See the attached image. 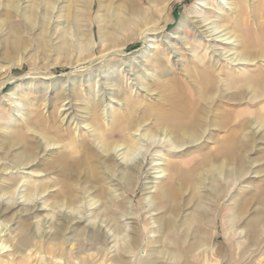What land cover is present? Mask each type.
Segmentation results:
<instances>
[{
    "label": "rangeland",
    "instance_id": "1",
    "mask_svg": "<svg viewBox=\"0 0 264 264\" xmlns=\"http://www.w3.org/2000/svg\"><path fill=\"white\" fill-rule=\"evenodd\" d=\"M88 1V6L81 5L80 8L84 7L90 15L86 16V20L78 22L76 0H46L36 6L35 23L31 26L22 12L20 17L10 20L7 9L3 6L6 1L0 0V197L7 193L4 199L8 197L7 200H10L9 195L16 192L15 197L20 202L28 199L36 204L33 215L25 213L23 206L7 216L0 215V264H264L263 136L258 137L250 150L245 152L246 164L247 167L250 164V168L248 167L246 175L237 176L235 186L232 185L233 178L223 175L224 197L220 198L215 192L211 176L206 177L205 186L201 188L183 187L179 218L177 217L173 228L159 220L171 217L168 209L164 207V199L158 193L147 195L144 191L147 183L155 181V170L149 164L158 151L164 157V165H178L181 169L193 168L203 161L205 155L211 156L219 151L221 139L227 135L226 132L214 133V138L203 148H192L174 156L167 149H153L147 157L138 182L118 191L109 189V184L105 185L109 195H114L109 202L93 193L91 187L97 184L83 182L84 177L77 175L78 183L74 186V195H79L85 187L90 191L67 211L75 212L80 220L69 224L68 229L57 239L40 237L42 235L39 231L42 234L43 228L37 226L34 231L39 236L30 237L28 248L18 249L20 240L17 234L24 224L42 225L44 220L53 219L62 225V221L57 219V212L66 203L59 186L62 177L57 169L49 168V163L54 159V156L49 155L54 151H48V156L43 155V152L38 155V151L36 156L45 157L36 158L35 164H38L34 167L26 168L17 160V156L25 149L24 142L17 139L20 132L25 133L31 140L41 138L40 129H27L26 121L35 119L37 113L42 117L55 113L58 127L65 130L69 126L67 121H71L70 130L73 131L75 140H81L79 138L82 136L89 135L90 130L86 125L90 122L84 121L83 117L89 112L88 106L91 102L101 100L111 122L114 113H122L120 102L125 99L128 104L130 102L140 105L141 109L162 99L159 89L161 87L155 84L165 81L164 72H174L180 84L184 83L192 88L194 81L188 79L182 69H194L189 65L193 59L203 66L206 55H211L212 44L209 39L200 37L191 21L184 28L180 24L184 18L190 20L194 16L216 20L215 17L220 13V0H163L158 6L162 11L160 15L156 13V2L150 4L148 0H138L146 12L142 23L124 31L113 28L115 41L108 43L100 39L99 25L95 20L99 13L100 0ZM105 1L107 6L112 1V6L121 3L119 0ZM31 4L32 0L25 1V5ZM20 5L25 6L22 2ZM245 7L248 14L243 18L242 29L258 39V29L264 28V0H249ZM223 14L227 16L230 25L239 24V20L226 8ZM136 20L138 17L132 16L134 23ZM75 29L92 31L94 47L91 48L82 41L78 42L79 32H75ZM16 39H19L18 47L13 45ZM152 43V47L156 45L155 49L151 48ZM259 60L257 66L246 67L242 74L255 73L254 76H257L261 72L262 76H258L257 80L264 81V59ZM221 70L225 78L231 72L237 74L226 63L222 64ZM143 72L150 76L146 85L141 83L147 88L137 87L133 83V79L141 78ZM177 73H180L179 77ZM120 91L121 98L116 96V92ZM251 95L239 106L236 105L241 117L239 119H257V115L261 114L260 109L264 114V95L255 105L247 100ZM64 104L66 108L62 107ZM68 108L70 110L66 112ZM226 108L231 106L224 109ZM115 137L118 135H112L111 139ZM60 143L67 152L72 145H76V141L69 136L63 137ZM165 180L167 179L155 183ZM179 184L182 185V181ZM24 190H27L26 197L22 194ZM196 195L201 196L199 201ZM89 199L97 201V207H90ZM147 199H151L153 203H148ZM118 201L123 203V212L130 214L128 220L122 218ZM198 202L202 203L208 213L204 220L193 223L189 218L196 211ZM234 206H241L242 211L231 222L228 215ZM107 208L115 214L108 219L120 231L126 228L128 235L131 233L132 237H136L135 240L129 238L127 241L135 244L132 250L125 251L122 240L119 241L122 249L112 250V239H92L94 228L89 227V222L106 218ZM256 217L261 218L262 229L259 234L253 233L248 226V222ZM56 227L54 223L52 226L48 225L46 230L52 233ZM83 231L86 232L85 235L76 236ZM203 233L212 236L210 251L201 255L197 251L191 255L190 245L197 243ZM256 236L258 242H254Z\"/></svg>",
    "mask_w": 264,
    "mask_h": 264
},
{
    "label": "bare ground",
    "instance_id": "2",
    "mask_svg": "<svg viewBox=\"0 0 264 264\" xmlns=\"http://www.w3.org/2000/svg\"><path fill=\"white\" fill-rule=\"evenodd\" d=\"M5 1L6 3L3 6L6 7V12L10 20L16 16L20 17L22 12L27 17L26 21H28L29 25L33 26L37 13L36 9L38 5L45 3L46 0H32L31 5H25L26 0ZM119 1L121 3L117 6H112L113 1L109 6L105 4V0H100L99 2V13L95 20L99 25V36L103 42L115 41L113 28L124 31L129 27L137 25V23H142V18L145 17L146 12L140 6L138 0ZM148 1L150 4L156 2V13L160 15L162 11L159 10L160 8L158 6L163 0ZM20 2L25 6L21 7ZM88 3V0H76V17L78 22L83 21V19L86 20V16L90 15L89 11L84 10V7L80 8L81 5L88 6ZM248 3L249 0H220L218 2L220 13L215 17L216 20L210 21L206 17L200 19V17L194 16L190 20L184 18L181 21L180 25L182 28L191 21V25L197 29L200 37L209 39V42L212 44L210 48L211 55H206L203 66L197 64L196 60L193 59L189 65L194 69H182L184 74L186 73L185 76L194 81L192 88L184 83L180 84L179 78L175 77L174 72H164L163 77L165 81L161 84H155L161 87L159 89L162 94V99L145 106L143 109L140 108V105L130 102L128 104L127 99L124 102L118 101L122 103L120 106L123 111L122 113L121 111L116 114L114 113V116H112L113 121L111 122L107 118L108 116L105 113V109H103L104 105H102L101 100L97 101V99L96 102H91L90 106H88L90 107L89 112H85L86 116L83 117L84 121L90 122L89 124L86 123L90 131L89 135L86 134L79 138L81 140H75L74 133L70 130L71 121H67L69 126L65 130L58 127L55 113H50L48 117H42L37 113L35 119L26 121L27 129H40L39 134L41 138L37 137L31 140L25 136V133L20 132L17 139L18 141L24 142L25 149L17 156V160L26 168L30 166L34 167L38 164H35L36 158L45 157L36 156L38 151V155L43 152V155L46 156H48V151H54L49 155L54 156V159L49 163V168L57 169L59 175L62 177L59 186L63 191L62 194L65 197L63 199H65L66 203L57 212V219L58 221H62V225H59L53 219L44 220L42 225H35L34 223L24 224L19 234H17L20 240L18 245L19 250L28 248L31 236H39L34 231V228L37 226L43 228L42 234L39 231V234L42 235L40 237L57 239L68 229L67 226L69 224L80 220V217L75 212L67 211L77 200L85 198L86 194L90 191V189L85 187L80 191L79 195H74V186L78 183L77 175L84 177L85 180L83 182L89 181L97 184V186L91 187L93 193L98 194L104 201L109 202L113 200L114 195H109L110 192L107 191V186L105 187V185L109 184V189L112 188L118 191L120 188H128L133 183L138 182L147 157L153 149H167L174 156L176 153L187 152L192 148H203L208 141L214 138L213 134L216 132L227 133L221 139L219 151L213 155L211 154V156L204 154L203 161L193 168L181 169L182 167L180 168L178 165L174 167H169L168 164L164 165V157L161 155V151H158L153 156L152 163L149 165L155 170L154 175L156 176L154 180L158 181L164 178L167 180L162 183L159 182L158 184L155 181L147 183L144 191L147 195H151L154 192L158 193L164 199V207L168 209L171 217L160 218L159 220L171 228H173L179 216L182 205L181 192L183 191V187L192 189L197 187L201 188L205 186L206 177L211 176L214 181V190L221 198L225 194L222 182L223 175H228L230 178H233L232 185L235 186L237 184V176L247 174V169L248 167L250 168V164L247 167L245 152L250 150L251 145L258 137H264V114L261 109L259 110L261 114L257 115V119H249L248 117L239 119L241 117L236 110V105L238 104L239 106L243 100H246L245 98L249 94H252L249 99L247 98L250 104L257 103L264 95V81L257 80L258 76H262L260 74L261 72L257 76H254L255 73L242 74V72H245L246 67L257 66L259 64L258 61H260L259 59H264V28L258 29V39L254 35H248L242 29L244 27V22L242 23L243 18L248 14L245 5ZM225 8L239 20L238 25H230L227 16L223 14ZM233 14L232 18H234ZM132 16L138 17L135 23L132 21ZM76 17L74 16V18ZM232 18L230 17L231 20ZM248 27L249 25H247ZM83 31L80 29L75 31L79 32L77 34L78 42L82 41L87 46L89 44L93 48L95 43H92V31L86 30V32L82 33ZM13 45L14 47H18L19 39L13 41ZM152 45L154 43L151 44V48L155 49L156 45L153 47ZM223 63L229 65L231 70L234 69L237 74L231 72L228 78L223 77V73H221ZM148 74L147 72H143L141 78H134V85L147 88L141 85V83L146 85V81H149L150 77ZM177 75L179 77L180 73H177ZM158 77L163 79L161 76ZM240 78L244 79L240 80ZM120 95H122L121 91L116 92V96L121 98ZM223 104L226 105L223 107ZM64 105L62 107L66 108V105ZM226 106H231L234 109H224ZM70 108L65 109L66 112ZM75 128L77 129V127ZM115 134L118 137L111 139V136ZM65 136H69L70 139L72 138L76 141V145H72L68 152L65 151V147H62L60 143ZM6 170L4 169V171ZM180 181H182L183 186L179 184ZM229 182L227 181V183ZM26 191L24 190L22 192L24 197H26ZM6 194L0 197L1 217L2 215L7 216L12 214L20 206L25 208V213H29V215L34 214L36 205L34 202H30L28 199L20 202L19 198L15 197L16 192L10 193L11 195L9 197L11 199L7 200L8 197L4 199ZM200 198L201 196L196 195L198 201ZM147 202L150 204L153 203L151 199ZM263 202L264 197L262 199ZM97 203L94 199H89L90 207H97ZM117 204L118 210H121L123 213L122 218L128 220L130 214L123 212V203L118 201ZM109 210L107 208L105 211L107 212V214L105 213L106 218H99L100 220L98 222L96 220L89 222V227L94 228V233L91 235L92 239L94 238L96 241L101 239L109 241L112 239L111 243H114L111 246L112 250L122 249L119 242L122 240L125 243V251L132 250L135 244L127 241L129 238L135 240L136 237H132L131 233L128 235L126 228L120 231L118 226H115L108 219V217L112 218L115 215L114 212H110ZM241 211V206H234L228 215L229 220L231 222L235 221ZM207 213L202 203L198 202L197 209L190 215L189 220L193 223L202 221L206 218ZM260 219L256 217L248 222L249 229L253 230V233L259 234L262 229ZM54 223L57 227L52 233L46 230L48 225L52 226ZM85 234L86 232L83 231L77 233L76 236L80 237ZM258 236H256L255 241L253 240L254 242H258ZM211 237L203 233L197 243L190 245L189 253L192 255L198 251L201 255L209 252Z\"/></svg>",
    "mask_w": 264,
    "mask_h": 264
}]
</instances>
